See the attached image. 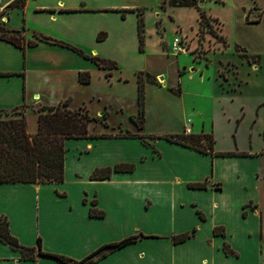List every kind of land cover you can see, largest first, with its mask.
Here are the masks:
<instances>
[{
  "label": "crops",
  "instance_id": "crops-1",
  "mask_svg": "<svg viewBox=\"0 0 264 264\" xmlns=\"http://www.w3.org/2000/svg\"><path fill=\"white\" fill-rule=\"evenodd\" d=\"M13 1L0 0V26L49 39H33L39 41L37 45L22 48L0 38V110L25 107L31 135L38 131L37 106L66 103L72 110L90 111L99 119L89 124L93 137L65 140L64 181L0 182V216H7L12 234L23 245L41 244L44 252L75 260H83L105 244L140 236L96 264H262L264 141L257 155L253 149H240L237 135L246 133L247 117L250 124L257 114L247 135L260 129L264 140V96L248 99L243 81L232 82V88L226 89L228 85L215 78L208 89L198 88L193 94L179 83L189 60L179 65L184 72L169 79L162 70H143L139 62L126 67L111 51L114 45L132 54V59H139L134 55L138 53L169 60L175 33L169 34L167 19L174 29L180 26L187 34L180 13H194L198 29V8L177 6L180 3L172 2L176 0H27L24 6L11 7ZM156 3L157 8L152 6ZM139 13L145 19L142 50ZM263 20L264 16L260 23ZM118 26L122 31L117 34ZM103 30L107 36L99 40ZM53 40L113 59L119 66L100 68ZM256 54L262 62V54ZM255 67V72L260 71L261 63ZM207 69L199 66L195 72ZM87 71L91 81L83 83L80 75ZM140 72L146 96L142 127ZM96 81L114 99L136 101L125 128L110 116L107 120L104 113L108 111H103L107 105L98 93L101 88L90 89ZM95 99L98 106L93 112ZM174 133H210L214 151L207 153L165 138ZM119 163L134 164L135 169L114 171L110 178L91 177L97 168ZM245 165L249 167L243 169ZM202 182L206 188L190 185ZM91 208L105 215H92ZM219 226L224 234L215 233ZM186 232L192 236L174 241V235ZM0 264L60 263L52 257L24 259L21 251L0 240Z\"/></svg>",
  "mask_w": 264,
  "mask_h": 264
},
{
  "label": "rangeland",
  "instance_id": "rangeland-1",
  "mask_svg": "<svg viewBox=\"0 0 264 264\" xmlns=\"http://www.w3.org/2000/svg\"><path fill=\"white\" fill-rule=\"evenodd\" d=\"M192 1L193 0H176L172 2L186 3ZM198 4L202 10L206 11L208 17V20H205L202 25L200 22L198 29L196 27L197 21L194 13H180V16L185 18L182 22V26L185 30H188L187 34L184 33L180 26L174 29L175 26L173 23L167 19L166 26L168 27L169 34L173 35L175 33L174 37L180 36L184 38L182 43L184 50L176 54L170 51L169 54L171 57L169 60L160 56L145 55L143 57L138 53H134V55L139 59H132L131 57H134L132 54L129 55L124 53L122 49L114 45H111L112 53L114 56L118 57L120 61L122 60L121 63L126 64V67H129L132 63L139 62L140 66L144 67L143 70L150 72L162 70L169 79L172 76H179L180 71L184 72L182 69L179 71V68H182L181 66L179 67V65L182 61L189 60V65L185 63V65H188V68H185L186 72L180 76L183 80L179 83H182L180 85L183 86L184 89L185 87L189 89V92L193 94L198 93V88L203 90L208 89V84L215 78L218 83H226L228 85L226 89H231L233 83L236 85L241 84L243 81L246 85L244 88L246 93L245 96L248 99H257L259 96H264V20L261 23L252 22L264 16V0H198ZM157 5L156 3V5L152 6L157 8ZM194 30L195 32L197 31V33H194ZM121 31L122 27L118 26L117 34ZM18 35L23 36L25 41L41 38L38 34H32L30 32H21ZM218 35H223L224 38L220 39ZM228 46H230V48L227 49ZM244 53L248 54V56L246 57ZM256 53L262 54V62H260L258 54ZM179 56L180 61L177 58ZM260 63L262 66L260 68L258 67L260 71L255 72V66L260 65ZM199 66L208 69L204 73V70L197 73V71H199ZM195 70L197 71L195 72ZM190 71L194 72V76L190 77ZM165 74H163L162 77H165ZM93 88H101L98 90V93L101 102L107 105L106 110H103L104 112L108 111V113H104L107 115V120L108 116H110L111 121L121 124L122 128H125V125L128 124L130 119L128 113L134 110L136 101H134L132 97H130V100L118 101L114 99V94L97 84V81L90 87V89ZM95 103H98L97 99L91 104V110L93 112H96V107L98 106ZM82 106V108L89 110V107L85 105ZM35 109L38 110V106ZM73 110H75V108H73ZM25 111V107L15 108L13 110H0V119L19 118L21 115L25 114ZM90 114L92 115L91 112ZM218 116L220 115L218 114ZM256 117H254L250 124H252ZM248 122L249 117H247L243 125V128L246 129V133L241 131L237 135L241 147L238 148L244 149L243 151L253 149V153L256 152L258 153L257 155H259V151H261L263 147V133L260 135V129H257L253 132V136L250 137L247 135L250 128ZM205 143L209 144L208 140H206ZM227 144L228 143L225 141L222 142V146L224 147ZM223 153L233 154L229 152ZM235 155L247 156L248 154L246 152H235ZM250 155L251 154L248 156ZM247 167H249V165H245L243 169ZM84 264L93 263L88 260L84 262ZM262 264H264V258Z\"/></svg>",
  "mask_w": 264,
  "mask_h": 264
},
{
  "label": "trees",
  "instance_id": "trees-1",
  "mask_svg": "<svg viewBox=\"0 0 264 264\" xmlns=\"http://www.w3.org/2000/svg\"><path fill=\"white\" fill-rule=\"evenodd\" d=\"M27 0H14L10 3L11 7L24 6ZM174 6L176 4H173ZM179 5L195 6L200 11L201 25L205 20H208L207 13L202 10L198 4V0H193L188 4L180 3ZM139 13L138 31L140 36L141 50L144 43L145 19ZM261 17L252 22H260ZM21 30H9L0 26V38L12 42L22 48L25 45L35 46L40 40H48V37L37 40H26L20 34ZM106 32H100L99 40L105 39ZM21 37V38H20ZM218 38L223 39V35H218ZM23 40V41H22ZM63 46L71 48L82 56L91 59L100 68H118V64L113 59L104 58L101 56H92L86 53L82 48H79L69 42L61 40H53ZM247 57L248 54L244 53ZM259 58V55H258ZM139 77V101H140V116L142 120L145 114V78L142 72ZM80 80L83 83L91 81L90 72H82ZM38 131L31 135L28 132V125L25 116L19 118L0 119V182H62L64 181V161H65V140L67 138L93 137L90 133L89 124L97 121L99 118L92 116L88 111L72 110L67 107V104H59L56 106L43 107L38 109ZM138 123V119H135ZM139 124V123H138ZM105 136V135H101ZM166 139L178 142L197 148L201 151L210 153L214 151V137L210 133L204 134H185L174 133L167 134ZM208 140L209 144L205 141ZM227 155L228 153H222ZM135 165L131 163H119L115 167L108 166L97 168L92 174V178H110L114 171H132ZM192 187L206 188L205 182L192 183ZM91 214L104 216L105 211L97 208H91ZM215 233L224 234L225 230L222 226L215 228ZM144 236V235H142ZM192 236L191 232L174 235L173 239L176 243L186 241ZM135 235L126 238L120 242L108 243L83 260H75L63 254H55L44 252L41 244L37 246L23 245L19 239L14 236L10 229V223L7 216H0V240L9 244L13 249L22 252V257L28 260H34L37 257H52L60 264H84L86 261H91L96 264L99 260L106 257L110 252L123 246L124 244L135 241L139 238ZM227 252L231 250L226 245Z\"/></svg>",
  "mask_w": 264,
  "mask_h": 264
},
{
  "label": "built area",
  "instance_id": "built-area-1",
  "mask_svg": "<svg viewBox=\"0 0 264 264\" xmlns=\"http://www.w3.org/2000/svg\"><path fill=\"white\" fill-rule=\"evenodd\" d=\"M183 41H184L183 37H180V36L174 37L172 45H171V51L174 54L178 53L179 51L184 50L182 47ZM189 122H191V120H189Z\"/></svg>",
  "mask_w": 264,
  "mask_h": 264
}]
</instances>
